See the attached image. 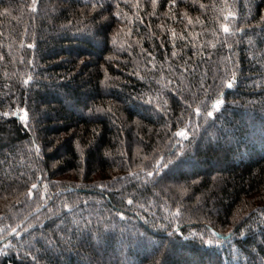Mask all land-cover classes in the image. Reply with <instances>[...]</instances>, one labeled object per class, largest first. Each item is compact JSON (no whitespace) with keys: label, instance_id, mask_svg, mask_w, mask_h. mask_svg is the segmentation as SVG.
Masks as SVG:
<instances>
[{"label":"trees","instance_id":"trees-1","mask_svg":"<svg viewBox=\"0 0 264 264\" xmlns=\"http://www.w3.org/2000/svg\"><path fill=\"white\" fill-rule=\"evenodd\" d=\"M0 264H264V0H0Z\"/></svg>","mask_w":264,"mask_h":264},{"label":"snow or ice","instance_id":"snow-or-ice-1","mask_svg":"<svg viewBox=\"0 0 264 264\" xmlns=\"http://www.w3.org/2000/svg\"><path fill=\"white\" fill-rule=\"evenodd\" d=\"M34 10H35V9H34ZM223 31H224L225 33H228L229 28H228L227 25H225V26L223 27ZM26 83H27V81H26ZM229 86H231V85H229ZM221 103H222V101L219 100V99H217V100L215 101L214 107H219ZM197 111H199V109H197ZM5 115H6V114H5ZM207 115H208L209 117H211V116L213 115V113H212L211 111H209V112H207ZM20 118H21L22 120H25V119H26V116H25V115H21ZM177 135H179V136H184L185 133H184V132H179V133H177ZM158 163H159V162H158ZM148 175L151 176V175H153V173H152V172H149ZM33 187L35 188V185H33ZM29 195H31V193H29ZM129 203H131V201H129ZM14 231H15V230H14ZM209 243H211V242L209 241Z\"/></svg>","mask_w":264,"mask_h":264},{"label":"water","instance_id":"water-1","mask_svg":"<svg viewBox=\"0 0 264 264\" xmlns=\"http://www.w3.org/2000/svg\"><path fill=\"white\" fill-rule=\"evenodd\" d=\"M181 132H184V131H181Z\"/></svg>","mask_w":264,"mask_h":264}]
</instances>
